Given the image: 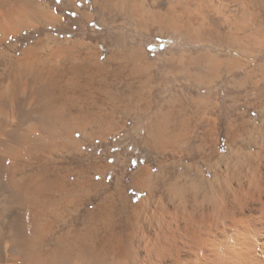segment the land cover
I'll list each match as a JSON object with an SVG mask.
<instances>
[{
    "label": "bare ground",
    "instance_id": "1",
    "mask_svg": "<svg viewBox=\"0 0 264 264\" xmlns=\"http://www.w3.org/2000/svg\"><path fill=\"white\" fill-rule=\"evenodd\" d=\"M106 1L107 10L114 7L132 16L145 10L138 0H121L118 5L115 0ZM202 1L208 4L210 0ZM230 1L233 4L243 0H217L227 6ZM244 1V8L264 2ZM170 8L168 15L175 12L172 6ZM235 10L229 16V24L234 26L235 31L231 26L230 31L236 43L245 47L258 45L256 32L243 29L247 14ZM152 11H158L159 16V10ZM179 14H183V10ZM198 23L200 27L204 24ZM184 24L178 26L183 28L190 22ZM33 54L26 52L24 61L17 63L14 71L9 72L6 66L0 72V264H264V107L260 108L257 122L242 125L238 130L240 136L234 142L231 140L233 158L230 162L225 164V157L218 154L214 131H207L201 151L209 143L213 148L211 154L205 153L202 170L166 171L165 165L158 167L157 173L144 169L133 179L134 187L143 195L137 205L118 204L113 193L106 192L104 202L95 207L92 204L97 194L96 185L89 172L61 173L57 159L50 161L47 153L51 155L74 145L72 136L84 133L93 125V118H89L92 113L90 116L87 113L89 117L82 118L77 126L62 127L68 117H75L72 108L79 111V104L85 99L87 102L94 88L98 89V83L93 84L97 71L94 68L93 72H88V62L85 65L86 59H83L73 69L65 71L66 75L60 66L56 71L51 67L55 72L48 77L55 76V80L49 83L45 72H33L35 66L26 63L35 59ZM1 57L2 54L0 61ZM96 69L99 72L102 67ZM83 75H87L84 76L87 80H83ZM103 78L105 81L106 77ZM98 100L105 104L107 99ZM59 102L71 109V115L58 110ZM73 121L75 123V119ZM244 135L248 138H242ZM179 137L174 134L169 144L171 142H163V137L158 136L151 146L163 154L168 145L176 146ZM86 169L92 168L86 166ZM169 188H174L185 200L188 212L175 206ZM205 195L213 201V207L221 209L215 221L201 219L195 208V201Z\"/></svg>",
    "mask_w": 264,
    "mask_h": 264
},
{
    "label": "rangeland",
    "instance_id": "2",
    "mask_svg": "<svg viewBox=\"0 0 264 264\" xmlns=\"http://www.w3.org/2000/svg\"><path fill=\"white\" fill-rule=\"evenodd\" d=\"M120 1L114 3L118 5ZM138 3L145 10L132 16L114 7L107 10L106 0H0V26H3L0 72L6 66L9 72L14 71L17 63L24 61L26 52L35 55L32 62L26 61L35 66L33 72H45L47 77L54 74L56 67L60 66L64 74L83 59L92 68L87 63L88 72L97 71L93 84L98 83L99 92L94 88L93 96L79 104L80 107L84 104L79 111L74 107L72 112L58 103L60 112L71 115V111L75 115L68 117L62 125L64 129L77 126L91 113L92 127L72 136L74 145L51 155L47 153L50 161L58 160L55 161L61 173L89 172L98 194L92 204L95 207L104 202L106 192L113 193L118 204L137 205L143 195L134 187L133 179L144 169L157 173L165 165L166 171L202 170V159L213 148L209 143L201 151L207 131H214L218 154L225 157V164L230 162L231 140L240 136L238 130L242 125L256 123L260 108L264 107V2L245 8L244 0L227 2L230 6L223 2L224 7L217 0L208 4L202 0H178V3L177 0H138ZM171 6L175 12L168 15ZM236 8L247 14L248 22L244 19L243 29L256 32L258 45L245 47L236 43L229 24V16ZM151 10H159V16L158 11ZM186 21L190 22L186 27L178 26ZM198 22L204 23L203 26ZM164 25L165 28H160ZM231 28L235 31L233 25ZM49 79L52 83L55 76ZM103 98L107 99L105 104L98 100ZM174 134L180 135L176 146L168 145L163 154L154 151L151 145L158 136L172 144ZM86 166L92 169L87 170Z\"/></svg>",
    "mask_w": 264,
    "mask_h": 264
},
{
    "label": "clouds",
    "instance_id": "3",
    "mask_svg": "<svg viewBox=\"0 0 264 264\" xmlns=\"http://www.w3.org/2000/svg\"><path fill=\"white\" fill-rule=\"evenodd\" d=\"M168 191L170 192L172 199L176 202L175 206L182 212H188V205L185 200L181 198L180 194L174 188H169ZM212 205L213 201L207 195L200 197L195 201V208L201 219H207L210 222L219 219V211L221 209H217Z\"/></svg>",
    "mask_w": 264,
    "mask_h": 264
}]
</instances>
